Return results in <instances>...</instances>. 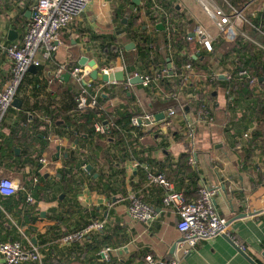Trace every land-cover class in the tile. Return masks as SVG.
<instances>
[{
    "label": "crops",
    "instance_id": "0c3cea01",
    "mask_svg": "<svg viewBox=\"0 0 264 264\" xmlns=\"http://www.w3.org/2000/svg\"><path fill=\"white\" fill-rule=\"evenodd\" d=\"M121 1L93 0L85 13L61 32V41L70 40L72 44L71 48L64 44L62 46L67 52L73 51L71 56L78 55L77 63L83 55L95 54V51L102 44L110 42L111 38L124 39L130 30L134 32L138 26L147 31L144 29L145 17L137 13L139 6L132 9V0ZM214 1L224 10L233 8L242 11L244 20L237 24L239 32L246 34L253 42L262 44L264 0H247L244 4L239 0ZM159 2L170 12L175 40H179L184 34L193 37L196 27H201L215 38L212 54L199 52L196 56L195 66L200 74L206 77L213 72L225 71L235 62L231 55L220 62L222 53L219 47L229 43L224 42L218 32L214 33L202 24L188 7L179 0ZM31 4L32 0H0V44L8 45L22 40L31 18ZM199 8L209 24L215 27L200 4ZM128 9L131 10L130 13ZM136 16V23L128 28L127 23L133 21ZM157 26L150 39L160 48L163 61L170 58L172 62L181 63V49L186 48L191 52L199 47L197 42L181 41L176 44L172 54L166 55L164 44L159 43L160 36L164 40V27L161 24ZM117 30L123 31L118 33ZM247 31L250 34L254 32L256 37L247 35ZM137 38L122 42L124 50L136 52ZM130 43L133 44V49L126 50L125 47ZM176 54L179 56L175 57ZM137 62L135 55L126 67L122 65L125 73L135 71ZM61 64L74 65L68 62ZM56 67L57 64L52 60L41 69H29L16 96L21 101L20 108L11 107L12 110L4 119V127L0 130V178L11 179L20 191H25L26 196L30 195L32 198V202L25 201L20 191L10 199L0 197V243L19 241L22 245L25 242L27 247L35 245L42 253L44 264H50V260L54 259H59L60 264H146L143 260L145 255L171 259L173 254L169 253L170 249L178 239L175 230L177 218L170 208L162 205L163 188L149 185L145 171L148 169L163 173L172 182L175 190L184 174V171L179 169V158L186 156L188 168L198 174L197 188L200 182H204L216 190L215 207L218 215L226 220L229 236L244 247L243 252L256 264H264L260 256L264 250V148L262 154L259 149L252 148L247 150L249 155L244 153L245 149L242 148L245 142L241 140L244 128L240 135L234 130L242 112L238 111V105L234 106L228 102V93L231 92L218 83L222 79L209 82L205 78L201 93L205 97L210 96L208 107L214 122L211 125H198L193 158L195 166H191L188 163L190 144L180 138L171 142L167 141L168 137L164 140L156 138L155 131L135 136L126 133L123 141L116 146L111 141H97V144L104 148L102 151L95 148V141L92 151L94 150L96 157H92L87 144L83 148L77 146L76 141H55L53 135L57 129L55 126L52 131L48 129L43 111L53 108L63 114H74L72 111L79 109V101L75 106L74 102L72 103V97L75 99L78 96L79 85L71 78L67 81L63 79V75L68 73L62 75V82L68 90L59 95L51 91L52 83H47V77ZM10 72L11 65L0 50V88L9 80ZM122 87L124 86L120 85L110 89V95L106 96V102L102 103L103 108L106 104L119 105L117 94L120 92L128 94V104L138 101L147 110L155 103L150 101L140 83L129 82L127 90ZM21 111L31 116L29 121L20 120ZM32 118L44 122L46 127L39 126L36 129L33 121H30ZM241 123L247 130L254 127L251 119L248 121L244 118ZM71 150L76 155H88L90 160L87 166L85 165V173L78 171V168L77 180L80 184L73 194H63L58 172L63 168L64 155ZM41 157L52 163L50 169L43 168L38 163ZM248 163H252V166ZM259 182L262 183L254 188ZM129 195H135L154 209L156 216L150 225L134 222L128 217L126 205ZM241 214L244 216L238 217ZM99 218L106 222L102 231L91 234L81 243H61L66 234ZM51 228L54 229L53 233L59 237L61 235L59 240L54 241L49 230ZM41 236L48 238L50 242L44 246L39 245ZM50 246L54 249L51 256L47 254V248ZM104 249H109L108 261L102 260L99 255ZM179 264L250 263L226 237L217 236L209 241L199 242L189 255L180 256Z\"/></svg>",
    "mask_w": 264,
    "mask_h": 264
},
{
    "label": "built area",
    "instance_id": "2783aa9c",
    "mask_svg": "<svg viewBox=\"0 0 264 264\" xmlns=\"http://www.w3.org/2000/svg\"><path fill=\"white\" fill-rule=\"evenodd\" d=\"M92 1L32 0L31 18L22 40L8 45L0 44L4 58L11 65L10 78L0 88V120L12 107V102L29 69H41L44 64L52 61L53 55L62 44L61 32L78 20ZM197 1L207 17L214 23L218 35L224 42L232 44L238 37H241L244 41L254 44L256 50L264 52V45L253 42L246 34L239 32L237 24L244 20L242 11L233 8L224 10L214 0ZM137 13L145 17V25H143L144 29H147L141 38L140 36L137 38V42L145 41V47L149 50V54L148 58L142 61L137 50L138 62L135 71L126 74L120 56L111 60L100 52L99 47L98 50L95 49V54L82 56L86 59L84 64L57 65L52 73H48L47 83L50 85L53 81L62 79L64 73H68L69 78L79 85L77 96L79 109L103 111V105L98 102L101 96L104 98L109 96L110 89L120 85L124 86L123 90H127L130 80L139 79L140 85L149 95L151 102H158L162 105L174 103L176 107L167 106L161 111L150 112L140 102H130L126 107V111L131 114L127 133L135 136L139 135V132L145 134L155 131L156 138L160 137L164 140L168 137V142L180 138L190 144L188 163L195 166L193 158L197 127L202 123L211 125L214 122L208 107L210 96L206 95L205 97L201 93L205 86V78L209 82H215L218 79L231 82L238 79L250 88L255 87L256 78L247 67L237 66L236 62L225 71L203 76L195 66L196 56L199 52H204L207 55L212 54L215 38L201 27H196L193 37L184 34L179 40H175L170 12L159 0H140ZM158 24L164 27L166 55L172 54L176 44L181 41H194L199 47L191 52H188L186 48L181 49L179 51L182 58L181 63L172 62V59L169 60L170 58L163 61L160 48L153 41L149 42L151 33L156 31L154 28ZM178 56L175 55V57ZM91 60L95 62L99 75L108 76L123 73V80L108 82L91 80L89 75L93 68L88 66V62ZM227 100L230 104H234L235 95L228 93ZM157 115H162V119H156ZM44 121L47 123L48 129L52 131L53 124L47 118ZM113 126L112 120L106 119L101 123H95L93 129L95 133L104 135ZM250 134L251 129L243 131L241 140L246 143ZM53 138L55 141L68 140L66 137L58 138L56 135H53ZM38 163L47 169H50L52 165L45 157L39 158ZM80 169L86 172L84 164L80 166ZM145 178L149 185H158L163 188L162 205L165 208H170L176 216L175 230L178 233L171 259L165 260L145 255L143 260L146 264H179L180 256L189 255L199 242L209 241L217 236H227L236 247L244 251V247L229 236L226 220L217 213L214 200L215 189L200 182L196 198L186 201L181 193L175 192L172 182L163 173L146 169ZM19 190L20 188L11 179L0 178L1 198L13 196ZM26 201L32 202L30 195L26 196ZM126 213L131 220L143 225H150L156 216L154 209L135 195L127 196ZM105 224V220L100 218L91 220L84 227L63 236L61 243L63 245L81 243L91 234L102 231ZM108 251L109 249L101 251L99 255L103 258L102 260L108 261ZM0 264H44V262L42 253L37 246L31 245L25 248L19 241H13L0 243Z\"/></svg>",
    "mask_w": 264,
    "mask_h": 264
},
{
    "label": "trees",
    "instance_id": "16d2710c",
    "mask_svg": "<svg viewBox=\"0 0 264 264\" xmlns=\"http://www.w3.org/2000/svg\"><path fill=\"white\" fill-rule=\"evenodd\" d=\"M239 1H242V4H244L247 0H239ZM127 11L129 13L131 12V10L129 9ZM133 19H134L133 21L127 23L128 28L132 27L136 23L138 17L137 16L133 17ZM254 27L256 28L255 25ZM121 31L123 30L120 31L117 30L118 33H120ZM137 32L141 34H137ZM144 33L145 31L142 29V26H138L134 29V32L130 30L129 35L126 36V38L124 39L111 38L110 42L102 44L100 46V52L111 60H114L118 56H120L121 63L125 67L126 65H128L130 62L133 61L135 55H137V50L140 60L144 61V59L148 58V54H149V50L145 47L146 44L145 41H142L141 43L137 44L136 52L135 50L125 51L124 46L121 45L122 42H126L127 40L133 41L135 38L139 36L141 38ZM247 35L249 36L253 35V37L254 36L256 37L254 32L253 34H250V32L247 31ZM160 39L161 40L159 43L164 44L165 41L161 38V36ZM149 42H152V40L149 39ZM63 44L66 45L67 47L70 48L72 47L70 40H65L64 42H62L61 46ZM262 45H264V38H262ZM61 46L58 48L57 52L53 55L52 57L53 62L57 65H62L61 63H65V62L75 65L78 60V55L71 56V54H73L72 53L73 51L67 52L66 49L63 46L62 47ZM219 51L222 53V58L220 62H223L224 60L230 58L231 55L232 59H234L237 66L241 65L247 67L250 73L256 78V84L255 87L253 88H250L244 82L239 81L238 79H234L231 82L219 80L218 83L228 88L230 92L235 95L234 106H237L240 101L249 102L250 117H251L250 119L253 122L254 127L251 129L250 138L244 144L242 149H245L244 153H246L247 150H251V148L259 149V153L262 154V150L264 148V52L261 50H256L254 44L244 41L241 37H238L236 41L232 44H225V43L222 44L219 47ZM233 55H235V57H233ZM260 78L261 81H259ZM67 90L68 88L66 87V84L62 82V79L55 80L52 82L51 91H53L54 94L59 95L66 92ZM117 96L120 100V104L116 106L112 104H106L103 111H99L95 109L94 110L75 109L72 111V113L74 114H63L53 108H46L43 111V115L45 118L49 119V121L53 124V126L56 127L57 130L55 135L58 138L66 137L70 142L76 141L75 142L76 145L83 146V148L87 144L89 145L88 148L91 149L92 157H96V153H94V150L92 151V146L94 145L95 141H96V144L94 145L95 148L98 151H102L104 148H102L101 145H98L97 141H103L106 143L111 141L116 146L123 141L124 139L123 136L128 131L131 114L126 111V107L128 105V102L130 101V97H128V94L124 92L118 93ZM77 101H78L77 96L75 99L72 97V103L74 102V106L77 104ZM98 102L100 104L102 103L104 104L106 102V98H104V96H101L98 99ZM167 106L176 107L174 103L162 105L156 102L150 105L149 111L150 112L161 111ZM11 110L12 108H10L0 120V130L2 127H4V119ZM19 117L21 121L27 122L29 121V118L31 116H28L27 114L21 111L19 112ZM244 118H247L248 121H250V119L246 115H242V117L238 120V123H241ZM106 119H111L114 126L110 128L104 135H99L95 133L93 129V125L98 122L101 123ZM30 121H33V124H35L36 129L39 126H44V128L46 127L44 122L43 123L39 122L34 118H32V120ZM245 130L247 129L244 128V131ZM240 131L239 130L236 131L238 135H240ZM83 148L81 147L80 150H82ZM89 160L90 159L88 158V155L84 157L82 154L76 155L74 151L72 150L69 151V153L66 155V157L63 160V168H61V170L58 172L60 181L62 182L63 194H73L77 186L80 184V182L77 180V170L79 168L78 171H82L80 169V166L83 164L87 166V162ZM186 160H187L186 156L179 158V162H178L180 165L179 169L183 170L184 174L181 180L177 183L175 187V191L182 193L185 200L189 201V200H194L197 196L196 191H197V183H198V174L197 172L191 171V169L188 168L186 164L187 162ZM251 164L252 163L250 164L248 163L249 166H252ZM260 183L262 182L256 184L254 188L257 187ZM20 192L24 195L26 201L25 191L23 192L20 191ZM11 197L12 196L6 197L4 199H10ZM49 230H51V233L53 234L52 237L54 238V241H56L57 239L59 240L61 238V235L59 237L58 235L53 233L54 232L53 228ZM48 242H50L48 238L41 236V239H39L38 244L44 246ZM23 247L25 248L27 247V244L25 242L23 243ZM53 251L54 249L52 246L47 248V254L49 256H51ZM50 264H60V260L59 259L50 260Z\"/></svg>",
    "mask_w": 264,
    "mask_h": 264
},
{
    "label": "water",
    "instance_id": "95a60500",
    "mask_svg": "<svg viewBox=\"0 0 264 264\" xmlns=\"http://www.w3.org/2000/svg\"><path fill=\"white\" fill-rule=\"evenodd\" d=\"M132 5H131V8L134 9L135 7L139 6L140 4V0H132L131 1ZM159 29H162L161 26H157ZM133 44L130 43L128 44L125 49L126 50H130V49H133ZM86 62V59L84 57L80 58L79 60V64H84ZM88 66L92 67L93 70L91 71L89 77L91 80L93 81H102V82H108V81H112V80H116V81H122L123 80V73H118V74H114V75H99L97 69H96V64L93 60L89 61L88 62ZM34 68H31L30 70L32 71ZM63 79L65 81H67L69 79V74H64L63 75ZM259 81H261V78L259 79ZM131 84H138L140 83V80L139 79H133V80H130L129 81ZM20 105H21V101L18 100L17 98H15L12 102V107H15V108H20ZM156 119L160 120L162 119V115H157L156 116ZM57 150V154H56V157L59 156V147L56 148ZM64 157H66V155H64ZM89 168V167H88ZM244 216V214H241L240 216L238 217H242ZM226 237V239L231 243L233 244V242L227 237V236H224ZM234 245V244H233ZM235 246V245H234ZM236 250L247 260V262H249L250 264H256L255 261H253L249 256H247L243 251H241L238 247H236ZM175 250V244L172 245L171 249H170V254L172 255L173 252ZM260 256L262 257V259L264 260V250L260 253Z\"/></svg>",
    "mask_w": 264,
    "mask_h": 264
},
{
    "label": "rangeland",
    "instance_id": "374dc122",
    "mask_svg": "<svg viewBox=\"0 0 264 264\" xmlns=\"http://www.w3.org/2000/svg\"><path fill=\"white\" fill-rule=\"evenodd\" d=\"M179 1L182 4H184L186 7H188L190 9V11L195 14V17L202 24H205V26L208 27V29L210 31H213L214 33H217V30L215 29V27L212 26L211 24H209L208 20L204 17V15L202 14V12L200 11L199 4H198V2L196 0H179ZM116 2H117V0H116ZM233 107H231L232 110H233ZM238 109H239L238 111H241L242 112L241 115H246L248 118H250V105H249V102L240 101L239 104H238ZM245 127L246 126L244 124L238 123L235 126L234 130L235 131H238V130L240 131V130H242Z\"/></svg>",
    "mask_w": 264,
    "mask_h": 264
}]
</instances>
